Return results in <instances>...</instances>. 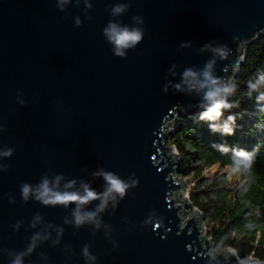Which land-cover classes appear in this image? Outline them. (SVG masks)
Returning <instances> with one entry per match:
<instances>
[{"label":"water","instance_id":"water-1","mask_svg":"<svg viewBox=\"0 0 264 264\" xmlns=\"http://www.w3.org/2000/svg\"><path fill=\"white\" fill-rule=\"evenodd\" d=\"M111 23L143 37L118 55ZM263 35L264 0H0V264H232L235 251L213 249L196 209L176 204L185 184L164 124L204 109L206 89L184 83L187 69L212 62L232 85ZM105 172L129 186L103 210L99 198L82 205L93 221L75 223V202L36 198L45 179L103 194Z\"/></svg>","mask_w":264,"mask_h":264},{"label":"trees","instance_id":"trees-1","mask_svg":"<svg viewBox=\"0 0 264 264\" xmlns=\"http://www.w3.org/2000/svg\"><path fill=\"white\" fill-rule=\"evenodd\" d=\"M264 76V35L247 45L243 61L227 100L233 103L214 121L201 119L205 111L177 117L167 136V144L177 152L176 174L188 185L191 206L199 213L208 237L216 248L235 249L236 259L264 262V84L252 89ZM251 93V94H250ZM238 105V106H236ZM235 117L234 134L222 131L229 117ZM220 126L213 130L211 125ZM254 157L250 172H239L231 181L225 173L205 172L215 164L231 166L236 152Z\"/></svg>","mask_w":264,"mask_h":264},{"label":"clouds","instance_id":"clouds-1","mask_svg":"<svg viewBox=\"0 0 264 264\" xmlns=\"http://www.w3.org/2000/svg\"><path fill=\"white\" fill-rule=\"evenodd\" d=\"M63 2V0H62ZM123 10V6H117L114 11L119 13ZM105 33L109 40L115 45V50L118 55H124V49L135 46L143 37V33L138 28H129L127 26H119L115 23H111L106 29ZM216 53L221 57H226L228 51L224 47L215 49ZM212 62L206 65L205 69L201 73H197L192 69H187L184 76V83H186L189 88H196L197 90L206 89L203 97V104L205 111L201 114V119L207 120H217L224 109H230L234 105L227 100V95L233 91L232 86L228 82H222L219 78L214 76L212 72ZM261 84H264V76H261L259 80L254 83H250L252 89H258ZM179 88L180 85H177ZM251 94V93H250ZM260 99L264 100V92H261ZM238 106V105H236ZM235 123V117L230 116L229 122H225L222 126V131L226 134H234L235 129L232 124ZM212 129L220 130V126L216 124L211 125ZM5 155L10 154V152L4 153ZM254 164L253 155L249 154L247 151L239 150L236 152L234 162L230 166V171L232 173H237L243 170L244 172H250ZM105 180L107 181V188L103 194L97 193L95 190L91 189L89 186H84V192H60L54 190L50 186V183L45 179L37 189H35L36 198L41 200L44 204H64L68 205L71 202H75L77 207L74 210L75 223L81 225L86 221H93L96 218V212H84L81 210V206L88 203L93 199H101V204L98 206V211L103 210L107 205L109 199H115V194L123 196L128 188V183L122 180L119 176L111 173H103ZM59 177L57 178V182ZM70 186V185H69ZM23 195L27 199L30 192L33 191L30 185L23 186ZM34 247V244H33ZM31 250V248L29 249ZM229 251H235V249L230 248ZM87 252V249H85ZM22 255V254H21ZM13 264H22L20 256L16 258ZM241 264H261L258 260H252L251 256L249 259L241 260Z\"/></svg>","mask_w":264,"mask_h":264},{"label":"rangeland","instance_id":"rangeland-1","mask_svg":"<svg viewBox=\"0 0 264 264\" xmlns=\"http://www.w3.org/2000/svg\"><path fill=\"white\" fill-rule=\"evenodd\" d=\"M176 115L173 116V118L175 117ZM177 117L175 118V121L173 122L171 118L168 119V121L165 123V127H164V131L166 130L167 132H171L170 129L177 123ZM167 142V141H166ZM167 146H169L167 143H166ZM172 147V146H171ZM173 150L176 152V150L174 149V147H172ZM177 154V152H176ZM166 155L168 156V151H166ZM177 165L178 164H172V167L176 170L177 168ZM221 172V173H225L227 175V178L231 181H237L239 180L240 178V174L239 172L237 173H232L230 171V166H220L219 164H215L213 165L211 168H209L205 173L206 174H213L215 172ZM172 175H175L174 173H171ZM177 182H180V180L177 178ZM185 186H184V191L182 193H179L178 191H175L173 193V197L174 199L176 200H179V199H185L186 203L184 206L190 204L189 202V198H188V192H189V188H188V185L184 182ZM180 214L182 215V217L184 218L183 221L181 220V222H184L186 217H189L191 215V210L189 208H183L182 211H180ZM204 225V224H203ZM205 228V226H204ZM199 231L201 232V235L203 233V230L202 228H199ZM206 236L208 237V234L206 233ZM209 238V237H208ZM211 240V239H210ZM202 245L205 246V243H204V238H202ZM211 248V245L208 246L207 249H210ZM213 249L216 250V249H219V248H216L214 245H213ZM223 250V249H221ZM253 260V259H252ZM255 261V260H254ZM232 264H241V262H239V260L236 259L235 257V260H233Z\"/></svg>","mask_w":264,"mask_h":264},{"label":"bare ground","instance_id":"bare-ground-1","mask_svg":"<svg viewBox=\"0 0 264 264\" xmlns=\"http://www.w3.org/2000/svg\"><path fill=\"white\" fill-rule=\"evenodd\" d=\"M167 121H168V120H167ZM167 121H166V122H167ZM166 122H165V123H166ZM164 127H165V124H164ZM165 131H166V130H165ZM175 201H176V204H181V205H185V204H187L186 201H185V199H179V200L176 199ZM180 216H181V220L183 221L184 218L182 217L181 214H180ZM199 228H200V227H199ZM199 228H198V229H199ZM198 238L201 239V232H200V231H199V233H198ZM204 243H205V242H204ZM226 250H228V249H226ZM215 251H217V252L222 251V252H223V251H225V250L216 249Z\"/></svg>","mask_w":264,"mask_h":264}]
</instances>
